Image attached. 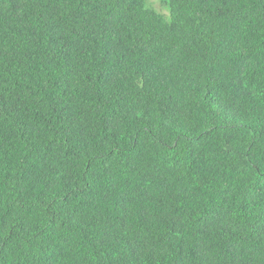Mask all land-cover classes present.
Wrapping results in <instances>:
<instances>
[{
  "label": "trees",
  "instance_id": "obj_1",
  "mask_svg": "<svg viewBox=\"0 0 264 264\" xmlns=\"http://www.w3.org/2000/svg\"><path fill=\"white\" fill-rule=\"evenodd\" d=\"M162 2L0 0V264H264V0Z\"/></svg>",
  "mask_w": 264,
  "mask_h": 264
},
{
  "label": "rangeland",
  "instance_id": "obj_2",
  "mask_svg": "<svg viewBox=\"0 0 264 264\" xmlns=\"http://www.w3.org/2000/svg\"><path fill=\"white\" fill-rule=\"evenodd\" d=\"M149 2H151L157 8L158 11H162L164 13L168 12L165 3H163L162 0H149Z\"/></svg>",
  "mask_w": 264,
  "mask_h": 264
}]
</instances>
